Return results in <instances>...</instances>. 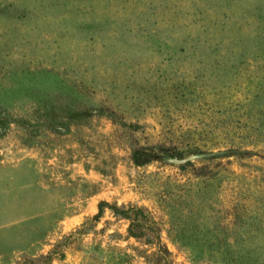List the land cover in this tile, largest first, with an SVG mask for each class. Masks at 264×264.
<instances>
[{
  "label": "rangeland",
  "instance_id": "rangeland-1",
  "mask_svg": "<svg viewBox=\"0 0 264 264\" xmlns=\"http://www.w3.org/2000/svg\"><path fill=\"white\" fill-rule=\"evenodd\" d=\"M0 118V264H264V0H0Z\"/></svg>",
  "mask_w": 264,
  "mask_h": 264
},
{
  "label": "trees",
  "instance_id": "trees-1",
  "mask_svg": "<svg viewBox=\"0 0 264 264\" xmlns=\"http://www.w3.org/2000/svg\"><path fill=\"white\" fill-rule=\"evenodd\" d=\"M105 206H109L114 215L127 220L126 238L133 237L137 241H142L149 246L155 247V249L149 253H146L147 249L138 251L144 255L147 261H150L152 264H170L165 251L161 248L160 235L150 226V219L145 215L144 211L132 203L117 206L116 203L110 204L107 201H100L96 214L87 218L76 227L75 230L64 235L47 253L23 257L17 264H53L52 261L54 256H58L59 259L63 258L66 247L75 241L79 243V241L89 233V230L94 226V221L101 216ZM88 257L92 258L94 261L92 262L93 264L98 263V261H95L98 258L97 254L90 253ZM99 263L101 262L99 261Z\"/></svg>",
  "mask_w": 264,
  "mask_h": 264
},
{
  "label": "water",
  "instance_id": "water-1",
  "mask_svg": "<svg viewBox=\"0 0 264 264\" xmlns=\"http://www.w3.org/2000/svg\"><path fill=\"white\" fill-rule=\"evenodd\" d=\"M188 158H184V159H177V161H185L187 160Z\"/></svg>",
  "mask_w": 264,
  "mask_h": 264
}]
</instances>
